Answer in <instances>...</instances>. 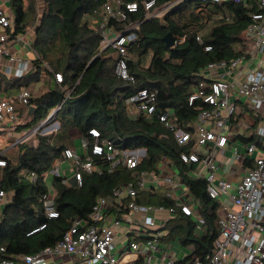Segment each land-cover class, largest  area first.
<instances>
[{
  "label": "trees",
  "instance_id": "1",
  "mask_svg": "<svg viewBox=\"0 0 264 264\" xmlns=\"http://www.w3.org/2000/svg\"><path fill=\"white\" fill-rule=\"evenodd\" d=\"M107 1L42 0L43 9L31 41L36 58L32 60L30 70L17 79H10L0 72V99L13 103L19 118H27L14 128L15 131L35 127L51 110L60 106L55 117L59 124L56 132L37 134L35 143L26 140L7 150L6 166L0 170L1 187L8 198L0 215V248L4 249L0 256L14 260L16 256L33 255L52 247L75 221L81 223L80 230H83L91 223L89 215L98 198L111 199L112 191L118 185L134 183L142 173L158 174L162 161L167 160L177 171L190 197L197 201L203 223L199 233L193 217L175 210L158 231L165 232L163 240H176L189 249V254L177 264L191 258L204 262L219 235L216 223L220 205L218 200L209 197L206 180L191 175V168L179 158L181 153L190 151L192 144L178 145L173 133L155 117L146 119L142 115H133L128 100L139 90L155 91L158 107L170 110L175 125L193 135L199 111L207 106L202 101L188 106L187 98L198 90L200 83H209L208 78L201 76L208 64L231 62L248 50L241 35L249 25L250 14L256 12L255 0H246V3L223 0L220 4L203 0H155L157 9L171 5L164 15L165 27L160 24L159 17L145 18L141 6L143 0H125L139 4L138 10L126 12V18L121 22L110 20L108 26L123 32L131 25H137V38L129 47L132 82L114 75V51L110 48L101 51L99 47L101 38L97 24L93 22L99 21L100 8ZM8 2L13 18L12 36L25 34L37 19V2ZM217 16H229L231 20L226 22L216 19ZM167 32L174 38L172 48L163 41ZM198 35L203 44L196 42ZM206 46H210V51H205ZM148 55L149 63L143 66ZM54 73L62 75L60 84L55 83ZM44 78L48 83L47 90L34 92L36 84ZM23 90L30 95L26 106L13 100ZM31 106L35 111L28 116ZM243 109L247 110L245 106ZM239 117L236 115L231 122L238 121ZM259 121L254 117L251 127H256ZM93 128L118 149H143L144 157L135 168L118 166L109 170L108 159L93 156V165L98 171L82 172L80 188H69L63 178L52 176L58 217L47 219L41 202L46 193L44 181L39 178L32 182L28 175L31 172L39 176L49 174L62 150L70 146L69 130L76 129L84 136ZM240 138L245 144L256 142L251 136ZM88 155H91L90 151ZM243 162L251 165L247 159ZM121 201L120 204L113 201L107 208V213L119 220L128 214L123 208L128 199ZM136 202L165 209L175 204L166 195H144L142 191H138ZM43 223L46 224L43 230L27 235ZM145 237L138 240L145 242L148 239Z\"/></svg>",
  "mask_w": 264,
  "mask_h": 264
},
{
  "label": "built area",
  "instance_id": "2",
  "mask_svg": "<svg viewBox=\"0 0 264 264\" xmlns=\"http://www.w3.org/2000/svg\"><path fill=\"white\" fill-rule=\"evenodd\" d=\"M207 3L220 4L223 0H203ZM234 3H246V0H229ZM141 6L145 12V18L164 16L170 9V4L161 9L155 7V0H143ZM256 12L250 14V22L242 33L241 39L248 45L244 55L231 62L210 63L201 73L208 78V84L200 83L198 90L187 98L188 106L196 101H202L207 106L201 109L194 123L193 135L185 128L177 127L174 123L172 112L161 109L156 102V92L147 89L139 90L134 97L128 100L132 104L133 115H142L146 119L155 117L173 133L175 142L180 145L192 144L189 152L179 155L182 163L194 169L195 177L203 178L207 182V192L210 198L219 200L225 198L230 208L223 212L217 219L219 235L213 241L212 251L204 262L191 258L178 264H264V0H255ZM139 4L125 2V0H108L100 8L97 24L100 34V50L110 48L114 51V75L125 81L132 82L130 73L129 47L136 40L137 25H131L123 32H117L108 26L110 20L121 22L126 18V12H136ZM216 19H224L229 22V16H217ZM13 18L5 12L0 5V72L10 79L24 76L31 68L32 61L18 56L13 47L17 44L22 49L30 50L34 58L36 54L32 50L31 41L26 34L12 36ZM198 44H203L201 35L196 37ZM205 51H210L206 46ZM51 71V69L46 66ZM210 75V76H209ZM212 75V76H211ZM53 79L60 84L63 77L60 73H54ZM30 98L26 90L16 94L13 98L17 104L26 106ZM243 102V104L241 103ZM243 106L251 111L254 117L260 119L256 127L244 122V129L251 130V136L259 142L244 145L243 151L232 148L236 161L248 160L251 167L246 171L242 179L232 186L225 179L217 177L218 162L215 158L217 152L225 150L229 142L230 122L232 118L242 112ZM57 106L47 117L31 129L20 130V138H14L17 131L14 128L21 124L26 117L19 118V113L13 103L6 99H0V170L6 166L7 150L22 141L34 138L37 134H49L57 129L44 132L48 125L55 126ZM11 140L13 143L10 144ZM9 143V144H8ZM81 153L66 146L55 160L50 176L63 178L69 188H80L82 185V172H93L98 169L93 165V156H100L110 161L109 170L123 166L127 169L135 168L145 151L139 148L118 149L113 143L101 138L97 129H90L86 135L80 138ZM197 149H203L202 152ZM90 151L91 155H88ZM253 155H255L253 157ZM70 163V172L73 179L69 185L61 174L60 163ZM1 172V171H0ZM45 178L31 172L28 179L32 182ZM164 182L172 185L169 177ZM161 180L155 173H142L134 183L118 185L112 191V198H98L89 215L91 223L80 230L81 223L75 221L62 239L52 247L33 255H20L15 259L0 256V264H47L46 260L53 257L75 256L84 264H135L144 256V262L149 264L151 255L141 252L137 243H132L127 248L116 251L114 232L120 225V220L107 213L111 202L121 203L122 199H128L123 208L129 214H137L140 217V229L148 239L144 245L155 252L157 241L162 236L158 231L157 216L166 214L170 216L175 210H179L188 217H193V211L187 203H175L168 209L142 205L136 202L138 191L145 189L147 184L159 185ZM46 186V185H45ZM113 200V201H112ZM8 202L6 193L1 187L0 177V215L2 206ZM44 215L47 219H55L58 212L53 200L52 188H47L41 197ZM203 223V221H202ZM46 224L33 229L27 235L43 230ZM144 236V237H145ZM0 252H4L0 248ZM166 264H177L169 260Z\"/></svg>",
  "mask_w": 264,
  "mask_h": 264
},
{
  "label": "crops",
  "instance_id": "3",
  "mask_svg": "<svg viewBox=\"0 0 264 264\" xmlns=\"http://www.w3.org/2000/svg\"><path fill=\"white\" fill-rule=\"evenodd\" d=\"M0 5L3 7L5 12L9 14L12 17V14L10 12L9 2L8 0H0ZM34 31V30H33ZM33 31L26 32V37L28 40L32 41L33 39ZM13 51L20 57H23L25 60L32 61L34 59V55L30 50L22 49L19 44L15 45L13 47ZM48 88V83L46 81V78L39 81L38 84H36L34 92H45ZM243 104V102L241 101ZM242 113V114H241ZM237 114L240 115L238 118V121L236 122H230V131L229 133V142L223 151L217 152L215 158L218 162V171H217V177L227 180L232 184V186H235L244 176L246 171L251 167V165H246V163L242 161H236L233 157L232 148H238L240 151H243L244 145L248 143L241 142L240 137H248L251 136V130L244 129V122L248 123L250 126L253 125V118L254 115L249 110L243 109V111ZM27 120V118L25 119ZM56 129L59 128V124H55ZM254 127H251V129ZM76 129H71L68 132L69 139H70V146L71 148L75 149L79 153H81L80 149V138L81 135L78 132V138L77 140H73L71 132ZM18 132V131H17ZM14 135H17L15 133ZM240 136V137H238ZM253 137V136H251ZM255 139V138H254ZM256 140V139H255ZM257 145H259V142L256 141ZM198 151L202 152L203 149H197ZM255 155H253L254 157ZM251 164V162H250ZM61 167L64 170L70 171V163L68 162H61ZM191 168V175L194 176V169ZM71 174V172H70ZM66 180L68 178H71L72 182L73 179L70 176L66 177ZM157 177L161 180V183L159 185L155 186L153 184H147L145 189L142 190L144 195H154V196H168L171 199L174 200L175 203H187L192 211H193V218L197 222V231L201 233V225H202V218L199 213L198 203L197 201L193 200L185 187L182 184L181 179L178 176L177 171L175 168L167 161L163 160L160 165V171L157 174ZM169 177L172 180V185H169L164 182V178ZM51 181L52 176L46 175L44 178V184L47 186V188L51 187ZM218 203L220 205L219 208V216L223 214L224 211L230 208V205L228 201L225 198H220L218 200ZM173 215L167 216L166 214H162L157 216V224L159 226V229L163 226L164 222L170 219ZM165 235V232H162V236L157 241V250L155 252H151L145 245L144 241L138 240V238H143L145 236L144 232L140 229V217L137 214H125L120 218V225L116 228L114 232V241H115V247L116 251H120L123 248L129 247L132 243H137L139 246V249L143 254L151 255V261L149 264H166L169 260H173L174 262H179L182 259H184L189 254V249L183 247L181 244H179L176 240L172 241H165L163 240V236ZM148 238V237H145ZM136 239L138 242H136ZM47 264H84L82 261H80L75 256H61V257H51L46 260ZM135 264H146L144 262V256L141 258V260Z\"/></svg>",
  "mask_w": 264,
  "mask_h": 264
},
{
  "label": "rangeland",
  "instance_id": "4",
  "mask_svg": "<svg viewBox=\"0 0 264 264\" xmlns=\"http://www.w3.org/2000/svg\"><path fill=\"white\" fill-rule=\"evenodd\" d=\"M36 2H37V11H38V16H37V19H36V21H35V23H34V25L32 26V28L30 29V30H28V32H30V31H33L34 30V27L37 25V23H38V21H39V18H40V13H41V11H42V9H43V2H42V0H35ZM149 60H150V55H148L146 58H144V60H143V66H147L148 65V63H149ZM210 76V75H209ZM212 76V75H211ZM53 128L55 129V126L53 125V123L52 124H50V125H48V127L44 130V132H49V131H51V130H53ZM20 134H22L20 131H18L17 132V135H15L14 136V138H20ZM71 134H72V138H73V140L75 141V140H77V138H78V131L77 130H73L72 132H71ZM27 141H28V143H30V144H32V143H35V140H34V138L32 137V138H30V139H27ZM9 144V143H8ZM61 174H63L64 176H66V177H68V176H70L71 174H70V171H68V170H64L62 167H61ZM67 182H68V184L69 185H72V180H71V178H68L67 179Z\"/></svg>",
  "mask_w": 264,
  "mask_h": 264
},
{
  "label": "water",
  "instance_id": "5",
  "mask_svg": "<svg viewBox=\"0 0 264 264\" xmlns=\"http://www.w3.org/2000/svg\"><path fill=\"white\" fill-rule=\"evenodd\" d=\"M159 22L160 24L162 25V27H165L166 26V23H165V17L164 16H160L159 17ZM163 41L165 43V45L168 47V48H172L175 44L174 42V38L171 34V32H167L166 35L163 37ZM35 111L34 107H29V110H28V116L29 115H32V113Z\"/></svg>",
  "mask_w": 264,
  "mask_h": 264
}]
</instances>
